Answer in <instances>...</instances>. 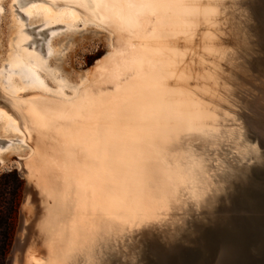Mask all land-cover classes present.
<instances>
[{"label": "flooded vegetation", "instance_id": "af4514ba", "mask_svg": "<svg viewBox=\"0 0 264 264\" xmlns=\"http://www.w3.org/2000/svg\"><path fill=\"white\" fill-rule=\"evenodd\" d=\"M160 8L162 7L156 9V14L160 13ZM170 13V10L165 9L162 14H158V18L153 14L148 22L142 25L143 21L148 19L145 17L138 23L139 28L136 31L119 27L118 29L114 25L98 21L89 24L78 21L73 27L69 23H57L54 25L56 27L53 26L55 30L64 29V33L72 27L64 38L67 40L84 34L87 30L93 32L92 28L99 27L101 31L94 32L109 34L116 45H121L128 37L132 38L133 43H140V46L130 51L125 50L126 53H119L95 73L90 83L80 88L85 100L77 102L74 106L77 113H70L67 118H61L56 124H50L42 130L38 141L39 150L35 155L38 176H35L34 180L45 192L47 207H51L48 214L49 223L47 230L45 229V234L52 239L53 248L50 249L55 251L51 264H138L137 256L139 250H142L143 236L152 234L161 237L179 229L177 223L185 215L184 205L176 204L173 197L179 194V190L184 192V189L190 186L181 187L174 178L168 179L167 174H171L172 169L159 165L163 172L161 177L154 179L153 176L148 183L151 191L149 186L146 191L149 197L144 194L142 196L140 185L135 187L129 180V177L133 179L135 175L131 174L126 162L122 160L121 153H114L116 149H112V154L110 150L113 136H118L122 131L124 134L128 132V135L131 133V136L138 128L153 123L154 120L147 117V114L155 110L158 104L171 105L180 97L174 105L176 108L179 107V102L187 99L185 91L182 90V95L181 90L174 84L176 75L170 76L169 73L166 74L167 71L174 67L175 73L179 74V70L189 69L190 75L183 73L179 82L184 81L183 86L191 91H195L190 88L196 81L195 77L202 80L196 75L199 66L195 63L197 59L194 55L183 53L174 47H181L185 38H190L192 45L188 46L194 48L200 41L197 38L199 32L207 26L203 28V24L199 23L191 29V35L188 32L181 33ZM212 29L218 31L219 28ZM208 38L217 39L214 35H208L204 40L207 41ZM172 52L183 54L184 59H173ZM189 59H193L194 64L186 65ZM45 72L50 75L47 69ZM124 80L127 82L122 84ZM108 89L113 91L104 92ZM28 118L30 119V116ZM47 118L48 114L44 109H41L36 117L40 122H46ZM32 138H35L34 134ZM29 144H33V141ZM182 172L183 177L186 175L187 179H191L190 174L189 177L187 175L188 170ZM158 180H164L170 190ZM185 192L187 197H190L189 193ZM162 198H166L168 203ZM192 199L193 197L190 198ZM148 201L150 203L146 204ZM154 201L159 205L156 206ZM189 205L193 204L189 202ZM150 208L157 210L155 214L158 213L157 208H161L162 212L159 213L164 214L161 216L158 213L156 219L155 214L149 215ZM147 217L149 219L146 220ZM118 231L120 237L115 234Z\"/></svg>", "mask_w": 264, "mask_h": 264}, {"label": "bare ground", "instance_id": "6f19581e", "mask_svg": "<svg viewBox=\"0 0 264 264\" xmlns=\"http://www.w3.org/2000/svg\"><path fill=\"white\" fill-rule=\"evenodd\" d=\"M148 1L152 2V0H133L132 2L133 6L124 10H119V12L117 10L118 9L117 6L116 8H113L115 6L113 7L110 6L108 8H97L95 6L97 0H79V1L77 0H15L14 2L18 10L19 8L26 6L31 2L49 3L52 5V7L57 5L58 6L66 5L88 16V18L91 19L92 22L98 21L104 24H110L111 23L110 21H117L121 23V21L119 20H121L124 14L127 13V17H125L124 20H122L124 22L122 28L131 31H136L138 29V28L137 29L134 28L135 20L139 22V20L145 17L146 18L152 17L153 14H155V17L157 16L159 17V15L162 14L163 10L168 9L171 11L170 13L171 17L175 18L176 21L175 24L178 25L177 27L179 32L181 33L188 32L191 35V29L195 28L197 23H200L203 24L204 27L207 26L205 29L210 30L211 28V31L215 33L214 35L217 37V39L215 38L216 40L215 39L211 40L210 38H208L207 41L201 40L202 42L201 44L203 46L207 45L209 46V49L210 48L212 49L209 51L207 50L208 52L207 51L201 52V54H199L200 57L196 58L197 61H195V63L197 66H199V69H197L196 71L197 72L196 75L199 76L202 80H197V78L195 77L196 81L194 84H200V85L203 84L206 88L209 87L210 90L217 91V94L222 93V95H224L225 98L229 99V101L235 102L230 97L231 95L237 96L238 101L240 103V107L242 109L239 119L241 118L244 124V128H245L244 132H241L236 129L233 131H227L223 129L214 131V130H202L200 128H195L196 124L206 123V121L208 120L207 118H210V116L203 115L204 113L200 114L196 112L197 113L196 114L195 111L201 110L200 105L199 104L197 105L195 103H191L190 105L188 102H190L191 99H194V97L192 95L189 96L186 95L187 99L183 100V102H181L180 105H178L179 107L176 108L174 106L176 103H173V105L166 104L164 106H161L160 104L157 103L158 104V105L156 104L157 108L147 114V117H150L152 120H154L153 123L147 124V126H144L141 129L136 128L137 131H133L131 136H130L131 133L128 135V132L126 134H123L122 137L121 136L119 137L121 140V141L119 140L120 142L119 145L115 143L117 142L115 138L121 134H119L116 137L113 136L110 150L116 149L114 153L116 152L121 153L122 160L124 159V161L126 162V165L127 167H129L131 174L135 175L133 178L135 180L131 179L130 177L129 180L131 181V184L135 187L136 185L138 186L140 185L139 188L141 190L142 196L144 194L146 197H149L148 194L146 195L148 186H149V190L151 191L150 185H148V183L150 180L153 179V176H155L154 177L155 179L156 177L162 175L163 172H161V168H160L161 165L163 167L164 165H166L169 169H172V171H170L171 174H167L168 179L169 177L174 178V181L175 182L178 181L181 187L190 186L187 187V189H184V192L182 190L180 192L179 190L180 196L175 195L173 197L175 198L176 204L179 205L180 203H183L184 205L183 212L185 214L183 217V224L177 223L179 224V229L177 230V232H175L176 239L173 240L165 239L166 236H170L171 234L164 235L161 237L153 236L152 234H147L145 235V237L143 236V239L141 240L142 250L141 249L139 250L137 256L139 260V263L137 262L138 264H146V257L148 255L153 256L155 259H157L158 263H163L165 257L164 254L176 253V251H178L175 249L176 246L180 244L182 245L183 244L182 242L186 240V238L188 239L189 237H191L192 234L194 235L197 228L203 225L205 226L209 225L210 224L209 220H212L213 216L217 215L221 210H223L224 203L228 201L229 198L231 197L232 187L238 184L239 178L237 176L242 174L245 168H247L248 166L252 164H256L260 161V152L262 149L261 143L263 144L264 142V54L260 48L261 44L264 43V28L263 26H261V22H260L264 17L262 14L264 10L263 9L264 0H238L240 4L239 8L245 7V9L248 10V14L244 15L245 18H241L242 13L236 14L234 13V11H229L224 9V6L227 5L228 3L236 4L237 0H197V2L194 3V4L207 3L209 5L215 6L216 7L215 12H211V10L210 12L208 11L201 12L200 10H190V9L182 8V5L191 3L192 0H179V1L177 0V2L176 0H159V1L156 0L157 1L156 3L161 4L162 7L159 9L160 13L157 14L155 12L160 5L158 6L157 4H155L152 10L151 9L147 10L145 8L146 6H144L145 4L143 6L140 5ZM103 2L110 3L109 0H103ZM33 12L36 11L33 10ZM18 13L27 22H30V20H33L35 18L34 14L35 16L38 15V11L37 13L32 14V10L30 13H28V11L26 13H22L18 11ZM102 14L106 16L107 19L102 18L101 17ZM1 16H2V11H0V19ZM227 17L228 19L224 21V19H226ZM72 18L73 17H71V15L66 17L61 16L55 19L51 17L50 18L39 17L38 19L42 20L40 21L42 23L39 24V26L37 27L33 26L31 28L27 23L25 25L27 28L22 29V32L30 33L32 38L21 37L23 43L22 46L30 47L33 50H39V52L45 54L46 59L50 58L52 56V49L50 47L51 46L50 40L48 38H50L52 35L60 34L57 32L55 33L52 32L53 30H55L54 27H56L54 25H57L55 24L56 21H58L60 24L62 23L61 21L66 19L69 21V24L72 25L73 27L76 21H73ZM115 24L116 26L119 25V23H114V25ZM51 27H53V29H51ZM72 27L70 28V30L73 29ZM214 27L219 28L218 31L212 29ZM70 30H68V32ZM221 30H225V31L230 30L228 31V34L229 36L234 38V41L232 43L235 45L238 44L236 48L232 50H224L217 47L218 45H220L222 39H224L220 34ZM210 35L212 36V33ZM204 39H206V37ZM190 40H191L190 38L189 39L185 38L184 40L185 42L183 44L185 46L192 45L190 44L191 42ZM248 46H253V47H248ZM172 53H173L172 54L173 59H177V60L184 59L183 54H176V52L175 53L172 52ZM24 59L25 60L10 62L7 66L8 67L7 73L17 75L18 78L25 85H32L38 89L45 88L46 83L44 84V82L42 81V77L45 74L42 73V71L45 72V69H47L51 73V71L47 68L46 64L38 58V55H32V54L26 55ZM204 60H212L213 64L211 65L207 64V66H205L206 62ZM191 64H194V62L190 63L189 65ZM227 64L228 65L234 64V67L231 66L232 68H229ZM224 65L226 66V68L220 69V67L222 68V66ZM228 70L230 71V74L226 75L224 72ZM172 72H175L174 67L173 69L167 71L166 74L169 73V75L172 76L173 75ZM185 72L184 73L186 74V76L190 75L189 69H186ZM2 73L3 75L6 74L4 72ZM49 76L54 78L55 80L54 74L51 73ZM180 76H182V74ZM186 76H184L185 78L184 77L183 78L186 79ZM233 77L235 80L232 79ZM181 78L182 77H180V79ZM216 79H218L219 82L216 83ZM4 83L9 87V85H11V80L9 79ZM58 83L60 85L59 86L60 91L66 88L67 86L63 82H58ZM226 83H230L232 85H238L239 88L236 91L228 89L224 87L226 86L225 85ZM183 84H185L184 81L179 82L178 80L176 86L177 85L180 86ZM12 92L15 93V91ZM1 93L3 94V92ZM28 93L29 92L23 93V95H26ZM177 98L179 99L180 97ZM12 99L16 100L17 98H12ZM213 101L217 102V100H213ZM8 104L10 110L13 113H15V115H18V111H17L18 107L16 106V104H11L9 102ZM181 110L190 112L191 114L189 116H183L181 114H178L177 112L180 113ZM218 113L221 114L219 110ZM47 114L49 115L51 114V112H47ZM55 115L57 114L55 113ZM18 116H19L18 118L21 117L20 115ZM23 116L24 115H22V117ZM58 117L59 120H61V118H67L66 116H60V115H58ZM226 119L227 118H225V121ZM55 120H58V118H56ZM227 121H231V119H227ZM221 122L214 123L211 122L210 120L207 121V123H213L214 125H220ZM10 124L11 121H8L7 126ZM223 126H227V124H224ZM14 130H17V127H14ZM137 132L139 134H137ZM120 133H123V131ZM228 138L229 140H227ZM238 139L240 141H238ZM187 141H189V143H186ZM245 141H249V142L257 141V145L256 147H252L251 145H246L242 150L239 147L242 146ZM185 143L187 144V146L184 149H181V146H184ZM208 144H217V146L216 147L214 146L213 149L209 150L207 149ZM200 146H205V148L202 149L200 154L196 153L198 151L197 150L190 152L186 154L185 157L183 156L181 158V156L184 154L181 153L182 151L194 149V148L200 149ZM233 149H236L235 152H231ZM198 152H200V150ZM171 153L174 155L172 157H169V154ZM248 154L250 156H246ZM191 157L193 159L188 161ZM218 158H220L219 162L217 164H214V161H216ZM250 160H253V162L249 164ZM196 161H199L202 164L196 165L197 164ZM206 161H208V163H206ZM192 164L194 167L190 173L191 179H187L186 175L183 177L181 173H183L182 171L185 169L188 170L189 166ZM154 170L158 171V173ZM109 172L108 174L110 176ZM208 172L209 174H207ZM36 175L38 176V171ZM179 178L181 179V181L182 179L186 178L185 181L187 183L185 184L184 182L185 184L184 185L183 182H180L178 180ZM164 179H165V174H164ZM158 181L161 182L162 185H165V188H168L167 186L169 185L166 183L167 184L166 186L164 180L162 181L158 180ZM196 183H203L204 185L203 187H201V186H197ZM194 188L195 190H193L192 193L198 194L199 196L202 197V199L196 200L193 198L192 200H190V198L194 196L190 195L191 192H188L187 190L188 189L191 190ZM169 190H170V186L168 188V191ZM185 191L189 193L190 197H187ZM103 192H105V189L103 190ZM154 192L151 193L154 194ZM166 193L169 192L166 191ZM141 198L145 199L144 197ZM165 199L166 198H164L163 200ZM165 201L168 203L167 200ZM189 202L192 203L193 205H189ZM149 203L150 202L148 201V203L146 204ZM155 205L156 206L159 205L158 202H155ZM166 207L168 210H171L169 206ZM157 209H159L158 213L162 212L160 211L161 208H157ZM156 211H153V209H151L150 211L151 213L149 212L150 213L149 215L151 216L152 213L155 214L154 212ZM157 214L154 215L155 218L158 216ZM25 217L26 216L24 215L22 218V228H21L22 232L25 230V226H24L26 223ZM147 219L149 218L147 217L146 220ZM138 225H140V223H138ZM49 234H50V229H49ZM115 234H117V236L120 237L119 231ZM47 237L50 236L48 235ZM25 246L26 243L19 236L15 246V251H17V253L20 251L21 253V251L23 250V248H25ZM114 247L116 248V246ZM104 248H105L104 250H106L107 246L105 245ZM53 253L55 254V251ZM14 258L15 257L13 256L11 264H13V262L16 261V260L14 261ZM124 262H126V260Z\"/></svg>", "mask_w": 264, "mask_h": 264}, {"label": "rangeland", "instance_id": "374dc122", "mask_svg": "<svg viewBox=\"0 0 264 264\" xmlns=\"http://www.w3.org/2000/svg\"><path fill=\"white\" fill-rule=\"evenodd\" d=\"M157 1L152 0V2L148 1L140 5L143 6L145 4L144 6H146L145 8L147 10H152L155 4L161 6V4L156 3ZM14 2L15 0H0V11H2V16L0 19V91L5 94L3 95L0 92V216L2 214L8 215L11 208L10 205L13 204L14 206L13 212L11 214L12 219L10 243L5 256L0 258V264H11L13 256L15 257L14 261L16 260L13 262V264H51L53 260V252L50 249L52 245V239L47 237L45 234V229L47 230V225L49 223L48 214L50 212V208L46 205L48 199L44 196V190L41 188V186H39L37 181L34 180V177L37 176L36 173L38 171L37 165L35 163V155L39 150L38 141H40L39 138L42 135V130L48 128V125L50 124H56V122L59 120L58 115L68 117L70 113H77V110H74V106L77 102L81 103L85 100V97L81 95L82 91L80 92V88L90 83L95 73L99 69H102L108 61L114 59L115 56L119 55V53H126V51L137 49L140 46V43H133L132 38L127 37L124 39L121 45H116L115 42L111 40V36L109 34H106L105 32H94L101 31L99 30L101 28L97 26V28H92L93 32L92 30H87L86 33L77 35L70 40L64 39L68 32L64 33L62 29H56L52 32H57L60 34L52 35L50 38H48L51 44L50 47L52 49V56L46 59L45 54L39 52V50H33L30 47L22 46L23 43L21 37L32 38L30 33L22 32V29L27 28L25 26L27 23L30 28L33 26L37 27L42 23L40 22L42 20L38 19L39 17H51L55 19L57 17H66L70 15L73 17V21L76 22L83 21L84 23L89 24L92 23V20L89 19L88 16L66 5H57L52 7V5L49 3L31 2L26 6L19 8L18 10ZM195 2H197V0H192L191 3L182 5V8L200 10L201 12H210V10L211 12L216 11L215 6L209 5L207 3L194 4ZM116 6L118 7V12L119 10L129 8L128 3H126L125 0H118L115 7H112L116 8ZM224 9L234 11L236 14L242 13L241 18H245L244 15L248 14V10L245 9V7L239 8L232 3L225 5ZM31 10L32 14L37 13L38 11V15L35 16L34 14L36 19L34 18L33 20H30V22H27L18 13V11L22 13H26L28 11V13H30ZM33 10L36 12H33ZM47 13H49L51 16ZM102 15V18L107 19L106 16ZM125 17H127V13H125L123 18L119 20L121 23L117 21H110V24L114 25V23H119L118 26H116V24L114 26H120V28H122L124 23L122 20H124ZM149 19L150 17L143 21L142 25L148 22ZM227 19L228 17L224 19V21ZM63 21L61 22L64 24L69 23V21L66 19ZM139 22L135 20V29L139 28ZM57 23L59 22L56 21L55 24ZM198 24L199 23H197L196 26H198ZM202 27L204 28L203 25ZM228 31H220V34L224 39H222L220 45L217 46L218 48L232 50L238 46V44L235 45L232 43L234 38L229 36ZM211 33L212 35L215 34L209 29H202L199 32V36L197 37L200 41L197 42L194 48L187 47L183 44L181 47H174V49L181 50L183 53L189 52L190 55H194V58L200 57L199 54H201V52L212 49H209V46L207 45L203 46L201 44V40L204 41V38ZM30 54L38 55V58L44 62L51 73L54 74L55 80L54 78L50 77L47 72L42 71V73L45 74L42 77V81L44 84L46 83L45 88L38 89L32 85H25L17 75L7 73V66L10 62L25 60L24 57ZM204 61L208 65L213 64L212 60ZM193 62V59H189L186 65H189ZM228 66L229 68H232L234 67V64H229ZM224 68H226L225 65L222 66V68L220 67V69ZM2 72L6 74L3 75ZM184 72L185 70L183 69L179 70V74L172 72L173 75H176V81H174L175 86L180 78V75ZM224 73L229 75L230 71L228 70ZM58 76L60 77L58 78ZM119 78H121V76ZM9 79L11 80V85L8 87V85H6L4 82ZM232 79H234V77ZM58 82L65 83L67 85L66 88L60 91V85ZM122 82V84H124L127 81L124 80ZM217 82H219L218 79H216V83ZM225 85L226 86L224 87L235 91L239 88L238 85H232L230 83H226ZM177 88H179L178 90H181V92H179L182 95V90H184L187 96L192 95L194 97V99L190 100V103L200 105L201 110H197L195 113H204L203 115L210 116V118H207V121L210 120L214 123L222 121L220 125H214L213 123H207L206 121V123L203 124H196L195 128L214 131L220 129L227 131H233L235 129L241 132L245 131L242 119H239L242 109L237 96L231 95L230 98L235 102L229 101V99L225 98L222 93L217 94V91H212L209 89V87L206 88L203 84H193L191 88L195 89V91H191L183 85H177ZM12 91H15V93ZM111 91L113 90L108 89L104 92L108 93ZM26 92L30 93L23 95V93ZM12 98L17 99L13 100ZM213 100H217V102H214ZM8 102L11 104H16L18 107V115L21 116L20 118H18L19 116L15 115V113L10 110ZM41 109H44L45 112H51V114L48 115L46 122H40V120L36 119ZM218 110L221 112V114L218 113ZM55 113L57 115H55ZM177 113L183 116H189L191 114L190 112L184 110H181L180 113ZM22 115L24 116L22 117ZM29 116L30 119L27 118ZM56 118H58V120H55ZM225 118L231 119V121H227V119L225 121ZM8 121H11V124L7 126ZM224 124H227V126H223ZM14 127H17V130H14ZM124 133V131L123 133H120L121 137ZM33 134L35 135V138H32ZM115 140L117 141V144L120 143V138L116 137ZM227 140H229V138ZM31 141H33V144H29ZM238 141L240 140L238 139ZM186 143H189V141ZM186 143L184 146H181V149H184L187 146ZM246 145L256 147L257 141H245L242 146L238 147L243 150ZM214 146L216 147L217 144H208L207 149L211 150L214 148ZM204 148L205 146H200V149L194 148L182 151L181 153L184 154L181 156V158L183 156L185 157L186 154L197 150H200V152L197 151L196 153L200 154ZM235 150L236 149H233L231 152H235ZM173 155L174 154L171 153L169 154V157H172ZM246 156L250 155L248 154ZM191 159L193 158L191 157L188 161ZM219 160L220 158L214 161V164H217ZM196 162V165L202 164L199 161ZM252 162L253 160H250L249 164ZM206 163H208V161H206ZM193 167V164L189 166L187 175L191 173ZM207 174H209V172ZM178 180L183 182V184L184 182L185 184L187 183L185 179H182V181L181 179ZM196 185L203 187L204 184L196 183ZM167 187L169 188V186ZM193 190H195V188L191 190L188 189L187 191L191 192L192 196H199L196 193H192ZM177 196H180V194ZM26 197H28V199H26ZM24 215L26 216V223L24 225L25 230L22 232V218ZM19 236L26 243V246L23 248L21 253L20 251L18 253L15 251V246ZM2 237L3 232L0 229V241Z\"/></svg>", "mask_w": 264, "mask_h": 264}, {"label": "water", "instance_id": "95a60500", "mask_svg": "<svg viewBox=\"0 0 264 264\" xmlns=\"http://www.w3.org/2000/svg\"><path fill=\"white\" fill-rule=\"evenodd\" d=\"M264 9V5H263ZM264 16V10H263ZM261 26L264 28V17ZM264 54V43L260 46ZM264 144V142H263ZM262 145V143H261ZM264 149H261V156ZM224 208L195 234L164 254L163 263L148 255L146 264H264V169L261 162L237 176ZM199 218V217H198Z\"/></svg>", "mask_w": 264, "mask_h": 264}, {"label": "trees", "instance_id": "16d2710c", "mask_svg": "<svg viewBox=\"0 0 264 264\" xmlns=\"http://www.w3.org/2000/svg\"><path fill=\"white\" fill-rule=\"evenodd\" d=\"M15 193V192H14ZM11 208L9 210L8 215H1L0 216V229L3 232V237L1 239V244H0V258L4 257L7 249L9 247L10 243V232H11V214L13 212L14 206L13 204L10 205ZM4 228V231H3Z\"/></svg>", "mask_w": 264, "mask_h": 264}, {"label": "snow or ice", "instance_id": "6c2138e0", "mask_svg": "<svg viewBox=\"0 0 264 264\" xmlns=\"http://www.w3.org/2000/svg\"><path fill=\"white\" fill-rule=\"evenodd\" d=\"M117 2H118V0H110V3H105V2H103V0H97V3L95 6L97 8H108L110 6H115ZM125 2L128 3L129 7L133 6L132 0H125ZM235 6L240 7L238 0L236 2ZM261 148L264 149V144L261 145ZM260 162H261V168L264 169V155L261 156ZM193 198L196 200L202 199L201 196H194ZM26 199H28V197H26ZM179 223L183 224V220L179 219ZM157 239H159V238H157ZM165 239H168V240L176 239V233H172L170 236H166ZM222 264H227V262H222Z\"/></svg>", "mask_w": 264, "mask_h": 264}]
</instances>
